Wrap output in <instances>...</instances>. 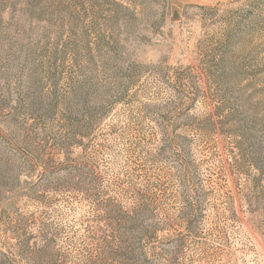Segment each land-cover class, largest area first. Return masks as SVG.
<instances>
[{
    "label": "rangeland",
    "instance_id": "374dc122",
    "mask_svg": "<svg viewBox=\"0 0 264 264\" xmlns=\"http://www.w3.org/2000/svg\"><path fill=\"white\" fill-rule=\"evenodd\" d=\"M0 264H264V0H0Z\"/></svg>",
    "mask_w": 264,
    "mask_h": 264
},
{
    "label": "trees",
    "instance_id": "16d2710c",
    "mask_svg": "<svg viewBox=\"0 0 264 264\" xmlns=\"http://www.w3.org/2000/svg\"><path fill=\"white\" fill-rule=\"evenodd\" d=\"M143 213H136L135 216H133L130 221L128 220L127 223H130V227H133L135 224H141L143 220Z\"/></svg>",
    "mask_w": 264,
    "mask_h": 264
}]
</instances>
